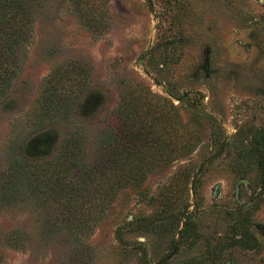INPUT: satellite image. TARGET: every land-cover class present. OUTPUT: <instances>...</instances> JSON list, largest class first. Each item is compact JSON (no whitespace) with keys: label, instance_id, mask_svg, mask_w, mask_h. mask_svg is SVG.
<instances>
[{"label":"rangeland","instance_id":"obj_1","mask_svg":"<svg viewBox=\"0 0 264 264\" xmlns=\"http://www.w3.org/2000/svg\"><path fill=\"white\" fill-rule=\"evenodd\" d=\"M27 4L32 36L0 76V177L81 151L48 202L25 184L0 202V264H264V0ZM71 64L77 101L39 123Z\"/></svg>","mask_w":264,"mask_h":264},{"label":"trees","instance_id":"obj_2","mask_svg":"<svg viewBox=\"0 0 264 264\" xmlns=\"http://www.w3.org/2000/svg\"><path fill=\"white\" fill-rule=\"evenodd\" d=\"M27 1L0 0V76H2L1 71H8L7 73L3 72V77L7 80L10 74L9 69L14 64L16 48L23 43H27L32 36L34 19L31 16L32 13L29 10ZM83 72L85 71L80 65L71 64V66L58 69L48 76V79L44 82L45 89L42 92L37 109L36 118L39 123L46 118L53 119L61 110L69 109L77 101L79 92L83 89V84L80 82ZM1 85L0 82V88ZM62 91H64V94ZM73 96L77 97L73 98ZM111 135L112 137L115 135L113 130H111ZM48 136L43 135L41 138L31 141L27 146L25 145L24 149L27 151L25 155L26 153L30 155L32 151H37V153L49 151ZM112 140L115 141L116 139L113 137ZM80 148L79 143L68 140V144H66L61 157L55 161L56 163L47 162V167L42 168L40 171L30 167L26 160L22 163L10 165L9 171L0 177V202L13 198L15 193L23 188L22 185L24 184L38 191L44 203L48 202L52 196L63 192L64 188L60 179L63 178V175H67V166L78 162L76 156L81 151ZM111 164H109L110 167L116 168L113 163ZM133 167L130 162H126L123 171L125 169L126 174L130 172L134 174ZM106 170H104V173ZM93 173L98 175L100 172ZM88 177L90 180L93 177L91 172H88ZM86 188L93 197L96 189ZM97 191L99 192V189ZM75 194L73 193L72 196L75 197ZM15 235L17 234L13 232L8 235L10 242L13 243L17 240Z\"/></svg>","mask_w":264,"mask_h":264}]
</instances>
